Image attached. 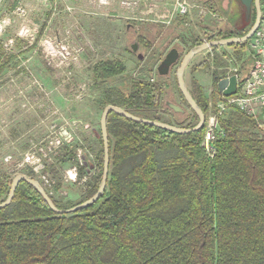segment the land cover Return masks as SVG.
Wrapping results in <instances>:
<instances>
[{"label": "trees", "instance_id": "1", "mask_svg": "<svg viewBox=\"0 0 264 264\" xmlns=\"http://www.w3.org/2000/svg\"><path fill=\"white\" fill-rule=\"evenodd\" d=\"M255 15L252 8L250 25ZM247 32L208 41L243 37ZM41 33L42 29L37 40ZM137 41L145 43L141 36ZM201 43L192 40L189 50ZM4 57L0 51V74L14 58ZM213 65L217 100L216 83L226 75L217 60ZM125 72L120 59L105 58L91 65L89 76L96 87ZM155 75L154 81L133 79L105 88L100 104L183 129L195 127L198 118L179 90L176 72L173 84L192 111V122L184 123L183 114L162 103L164 88L171 83L168 75ZM191 86L189 92L206 118L208 98L196 80ZM158 109L171 119L158 115ZM106 129L109 167L103 195L85 209L57 214L33 187L19 182L11 203L0 209V264H264V133L255 120L234 108L225 111L210 144L212 155L202 145L205 125L175 134L109 112ZM99 142L103 145L101 136ZM58 151L57 163L76 160L71 164L80 177L85 176L77 165L74 140ZM97 156L99 167L87 177L77 203L57 201L45 188L56 208L70 209L97 192L103 147ZM21 173L35 178L29 169ZM11 183L10 177L0 175V204Z\"/></svg>", "mask_w": 264, "mask_h": 264}, {"label": "rangeland", "instance_id": "2", "mask_svg": "<svg viewBox=\"0 0 264 264\" xmlns=\"http://www.w3.org/2000/svg\"><path fill=\"white\" fill-rule=\"evenodd\" d=\"M100 1L5 0L0 8V19L6 20L0 40H13L10 56H14L0 74V175L13 179L21 172L26 173L28 168L13 172L12 166L20 161L31 144L45 137L47 141L42 145L50 143L63 126L78 147L77 165L82 166L86 174L83 177L77 174L75 179L70 177L74 169L70 168L71 162L76 160L57 163L51 152L42 158L46 160V167L49 166L45 174L54 186H59V189L53 187L52 196L62 203H77L87 177L99 167L96 157L103 147L99 140L104 109L100 102L105 88L123 86L133 79L154 81L156 68L170 49L176 48L182 58L194 39L201 40V44L208 43V38L235 36L249 31L253 25L237 0H180L188 5L185 15L176 10L177 0H147L146 3L129 0L136 2L129 7L122 4L125 0ZM19 6L27 11L25 18L19 19L14 14ZM260 7L263 11L264 0ZM21 24L25 28L23 34ZM138 36L145 43H139ZM46 43L57 51L63 49V58L58 52H47L43 47ZM249 43L246 41L243 48L215 47L190 60L184 71V81L188 90L193 80L202 87L208 98L207 115L209 103L215 107L220 99L214 96L212 71L216 66L213 61L219 62V69L225 75L236 70L244 76L254 60ZM105 58L120 59L126 72L95 87L89 69ZM208 59L209 65L193 71ZM178 67L179 61L170 69L171 84L164 88L162 103L180 106L184 110L181 119L188 123L193 121L192 111L179 98L173 84ZM157 113L164 119H171L161 114V109ZM9 155L12 159L6 162Z\"/></svg>", "mask_w": 264, "mask_h": 264}, {"label": "built area", "instance_id": "3", "mask_svg": "<svg viewBox=\"0 0 264 264\" xmlns=\"http://www.w3.org/2000/svg\"><path fill=\"white\" fill-rule=\"evenodd\" d=\"M4 2L5 0H0V8ZM100 2L103 3V0ZM122 4L129 7L136 5V2L125 0ZM175 7L180 15H185L188 12V5L185 1L177 0ZM14 14L21 19L26 17L27 11L19 6L15 8ZM4 21L6 20L0 19L2 35L5 30V26L3 25ZM24 31L25 28L22 27L21 24V34H23ZM249 41L251 52L254 56L250 70L244 76H240L235 70L233 73H229L225 77L228 78L235 75V94L229 97H224L219 93L220 99L216 102L215 107L209 103V113L205 118V132L202 145L210 154H213L210 144L214 140L215 133L218 130V120L229 108H234L248 117H251L255 120L258 129L264 133V8L263 11H261L260 24ZM43 47L47 52H58V55L63 58V49H59V51H57L56 47L52 48L48 45V43L43 44ZM0 51L4 56H10L13 54V40H0ZM151 81L153 80L151 79ZM46 141L47 137L37 142L41 143V145H37V143L31 144L28 147L29 149L27 148L28 151L26 150L27 152L22 155L20 161L16 162L15 165L12 166V171L18 172L19 170L28 168L32 171L35 179H39L43 183L41 185L44 189L49 188L48 192L52 195L53 187H55L54 182L51 181L50 177L45 174L46 160L42 158L46 157L49 152H51L53 157L57 156V153L59 152L58 150L63 146V144H69L72 142V136L67 132V128L65 129L62 126L58 129L56 136L50 143L42 145V143ZM11 159L12 155H9L6 157L5 161L9 162ZM72 168L74 169H72L73 171H70V177L75 179L78 174V169L77 166H73Z\"/></svg>", "mask_w": 264, "mask_h": 264}, {"label": "water", "instance_id": "4", "mask_svg": "<svg viewBox=\"0 0 264 264\" xmlns=\"http://www.w3.org/2000/svg\"><path fill=\"white\" fill-rule=\"evenodd\" d=\"M238 3L241 5L245 12V17L248 19L250 17V12L252 9V5L255 9V21L252 25V27L249 29V31L243 36V37H231L228 39H221L216 41H210L208 43L200 44L199 46L190 49L182 58H180V53L176 48L170 49L164 56V58L161 60V62L158 64L156 68V72L158 76L164 77L167 76L170 72V69L177 64L179 61V67L176 71V79L177 84L179 87V90L181 94L183 95L187 105L189 108L196 114L198 118V122L195 127L191 129H183L179 128L174 125H169L163 122L159 121H152L143 119L137 116H134L130 114L129 112L113 105H107L101 114L100 118V136L103 143V173H102V180L99 189L97 192L88 200L85 202L76 205L70 209L67 210H60L55 207L51 199L49 198L48 194L46 193L43 186L36 180L30 177H27L22 174H18L13 177L12 183L10 186L9 194L6 200L0 204V209L7 207L14 196V192L16 190L17 185L19 182L23 181L29 184L31 187H33L38 194L42 197V199L45 201L47 206L55 213L57 214H70L75 213L79 210L85 209L91 205H93L104 193L106 181L108 177V167H109V146H108V136H107V129H106V120L107 115L109 112H113L121 117H124L126 119H129L131 121L142 123L145 125L153 126L171 133L175 134H188L190 132L198 131L203 128L205 124V116L201 109L197 106L196 102L192 98L189 90L186 87L185 81H184V71L187 68L190 60L197 54L205 51L210 50L215 47H222V46H231L236 44H243L246 41L250 40L253 36L254 32L257 30L260 21H261V7H260V0H237ZM133 51L136 50V46L133 45L132 47ZM217 90L220 94H222L224 97H229L236 92V77L235 75H232L228 78H222L217 82ZM166 106L170 108L174 113L176 114H183L184 110L171 102H167Z\"/></svg>", "mask_w": 264, "mask_h": 264}, {"label": "crops", "instance_id": "5", "mask_svg": "<svg viewBox=\"0 0 264 264\" xmlns=\"http://www.w3.org/2000/svg\"><path fill=\"white\" fill-rule=\"evenodd\" d=\"M143 3H146L147 2V0H141ZM153 1V0H152ZM144 6H146V4H144ZM154 6V8H155V5H153ZM149 8H150V6H148ZM153 10V9H152Z\"/></svg>", "mask_w": 264, "mask_h": 264}, {"label": "bare ground", "instance_id": "6", "mask_svg": "<svg viewBox=\"0 0 264 264\" xmlns=\"http://www.w3.org/2000/svg\"><path fill=\"white\" fill-rule=\"evenodd\" d=\"M2 26H0V33L2 32V29H1Z\"/></svg>", "mask_w": 264, "mask_h": 264}, {"label": "flooded vegetation", "instance_id": "7", "mask_svg": "<svg viewBox=\"0 0 264 264\" xmlns=\"http://www.w3.org/2000/svg\"><path fill=\"white\" fill-rule=\"evenodd\" d=\"M261 1H262V0H260V4H261ZM252 8H254L253 5H252ZM254 10H255V9H254Z\"/></svg>", "mask_w": 264, "mask_h": 264}]
</instances>
